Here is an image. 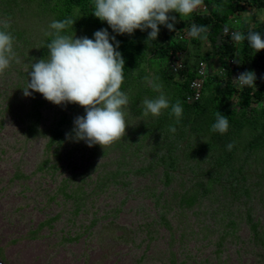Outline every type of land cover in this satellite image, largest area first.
Returning <instances> with one entry per match:
<instances>
[{"label":"rangeland","instance_id":"374dc122","mask_svg":"<svg viewBox=\"0 0 264 264\" xmlns=\"http://www.w3.org/2000/svg\"><path fill=\"white\" fill-rule=\"evenodd\" d=\"M24 1H19L18 8L27 9L25 16L18 15L20 10L8 13L0 3V18L11 17L14 36L22 37L14 45L19 63L13 61L0 75V261L170 264L173 257L175 264H264V245H257L253 233L255 225L264 232V150L246 158L248 196L235 199L224 176L212 186V193L206 198L199 196L194 208L185 209L181 195L191 185H207L208 175L216 168L205 155L185 166L186 147L195 143L194 138L177 143L172 156L179 161V168L170 185L164 166L146 153L153 148V141L145 145L148 150L132 149L122 155L118 143L126 142L124 137L131 129L151 122L149 115L132 117L128 113L126 135L116 141V147V142L105 148L99 144L89 147L66 135L74 136V120L86 115L85 108L73 111L69 103L48 101L50 106L41 111V127L51 128L61 111L69 112L73 119L66 125L64 138L54 140L49 131L45 137L28 135L33 93L25 96L23 88L31 64L39 60L51 18L39 20L34 6L24 8ZM245 15L249 23H242L241 29L254 27L255 14ZM262 15L264 12L258 18ZM206 49L204 42L190 47L187 60L197 61ZM159 66L164 69L165 63ZM149 73L153 80L157 68ZM41 98L45 99L42 94ZM52 140L56 143L50 147ZM57 149L60 159L54 156ZM244 156L240 155L241 159ZM45 162L49 163L44 166ZM53 165H58L54 173L48 170ZM150 166L154 172L146 173ZM162 218L170 226H164Z\"/></svg>","mask_w":264,"mask_h":264},{"label":"trees","instance_id":"16d2710c","mask_svg":"<svg viewBox=\"0 0 264 264\" xmlns=\"http://www.w3.org/2000/svg\"><path fill=\"white\" fill-rule=\"evenodd\" d=\"M1 1L2 2L0 3L6 5L8 13L14 14L16 10H20L18 15L22 14L24 16V12L27 10L25 7L34 6V12L39 15V20L42 19V21H47L51 18V21L47 24L48 28L46 27L48 30L47 32L52 31L49 28L52 21L63 20L70 17L76 21L73 26L74 28L69 30L71 32L70 34H75L77 38L84 36L88 37L94 29H105L106 27L109 34L115 36L116 40H120L123 43V38H125V42L123 43L124 48H122V52L120 51L125 59V81L122 84L121 90L125 92L128 91L132 97L131 101L133 102V105L130 109L132 117L142 116V103L144 99H153L160 95L158 92L153 90L150 84L148 85V82L144 81L146 80V77H150V69L158 67L161 63H166L167 70L164 71L160 67L159 72H157L152 81L162 85L161 91L169 99L170 104H174L177 100L181 102L183 113L180 117V122L177 124L176 117L169 114L170 109L164 110V112L156 118H153L152 115L149 114V117H151L150 120H152L151 122L146 124L142 123L140 126L131 129L129 134L124 137L126 142L120 141V143L124 142L122 146L120 143L116 142L114 144L115 147L118 143V151H120L122 155H125L132 149L137 150V152L148 150L149 148H146L145 145L151 144V141H153V148L146 153H148L150 158L156 157L160 164L164 166L166 183L170 185L173 181L175 171L179 168V161L172 156L176 150L177 143L194 138L195 143L193 145L188 144L186 147L187 152L185 153V166H188V163L193 162L197 157L205 155L213 162L216 169L215 172H213L214 174L212 173L208 175V177L210 176V179L212 180H208L209 184L207 182V185L205 183L191 185L187 191L181 195L180 200L182 207L185 209L194 208L198 203L199 196L202 195L206 198L210 193H212V186H214L215 183H220L224 176L227 177V186L234 198L242 194L248 196V189L244 186L246 183L243 184L244 182H247L248 177L245 175V165L247 163V159H249V154L260 153L264 150V50L256 52L250 46L248 41H244L241 43L242 48L239 51V57L242 59L243 62L241 63L244 67L247 68V66L251 64L253 68L258 69L263 74V76H261L262 74L259 75L260 77L255 81L256 86L260 84L262 85L261 89L258 91H256V86H247L242 93L238 94V92L235 91V87L231 84L230 79L227 82H221L216 79L210 81L208 79L209 83L207 84L206 92L203 95V99L205 100L203 101L202 99L201 102L197 104L188 105L185 103V96L189 92L191 82L196 78L194 72L195 69L191 66H187L186 71L180 74L179 77L181 81L179 82H176L175 78L169 72L171 63L173 60L178 58L179 53L187 52L190 46L195 47L199 44L198 41L191 43L187 41H180L181 34L184 33L187 26L196 24L208 27L213 25V35L210 38V42L213 46H215L216 36H219L222 32L220 25H227L231 16L244 10L241 6V3L244 0H204L214 12V18L216 21L212 22H210L208 18H196L193 14H190L193 19L189 20L186 19V17H180L178 13H170V15H174L176 17L174 25L175 31L169 30L164 25H160V32L157 39L149 42L146 41L151 29L146 31L137 29L131 35L127 33L121 35L113 32L106 21H101L96 16H94L96 19L92 20L88 13L89 10H87L92 6V0H25V9L18 8L20 7V0ZM18 4L19 6H16ZM248 4L254 6L257 10H264V0H251ZM23 5L24 4H22V6ZM76 25H78V27H76ZM247 31L258 32L261 34L262 38H264V25L254 30H248V28H246V32ZM247 33L244 35L247 36ZM44 37L45 43L42 44V49L39 51V59L46 58L50 54L46 45L50 42L51 37L47 36L46 33L44 34ZM21 38V35L16 36V40L18 42L21 41ZM223 49L224 52H222ZM219 52L224 58H227L233 55L234 50L232 47L226 46L220 48ZM206 60L212 61L210 57ZM222 66L230 73L227 63L223 62ZM28 79L30 80L29 75ZM173 83L175 84L173 85ZM131 86L137 93L130 91L129 88ZM32 93L31 113L28 115L30 123L27 127V131H29L28 135L30 137L39 135L41 137H45V133L49 131L54 140H62L65 136L64 133L68 130L66 125H70L73 117L69 112L61 111V116L53 123L51 128H42L41 111L46 107H49L50 103H48V100L46 101L41 98V93L34 91H32ZM237 98L239 99L237 108L242 110H237L232 104V100L234 102ZM253 103H258L259 105L263 103V106L261 107L262 109L259 110L256 108L249 111V108L252 107ZM69 105L73 111L82 107L75 103H69ZM195 105L197 106L195 107ZM218 106L221 108L219 107L218 109ZM217 111H220L222 114L225 113L224 115L227 116L228 119L229 117L231 118L229 119V129L224 134L219 132H213L214 134L211 133V126L215 123ZM233 116L235 117L233 118ZM230 120L232 121L230 122ZM170 125H174L176 127L175 133L168 131V127ZM199 129L202 132H200ZM215 136L217 137L215 138ZM210 138H214L215 140H211ZM233 141L235 142V147L229 151L226 146ZM204 142L207 144H204ZM210 142L212 143L208 144ZM55 143L56 142L52 140L50 142V147ZM214 145H217V148L220 149H215L216 146ZM209 148L213 149L211 150ZM216 150L219 154L218 152H215ZM241 152L245 154L243 159L240 157V155H242ZM133 153L136 154L135 152ZM54 156L57 159H60L59 149L55 151ZM221 159H223V162ZM48 163L49 162H45L44 166ZM57 166L58 165L50 166L48 170L53 171L54 173ZM148 172H154L152 166L148 167L146 173ZM224 172L228 173L224 174ZM213 175L218 177L215 178ZM16 177L19 178V175ZM182 187L187 188L188 186L182 185ZM157 205L160 206L159 201L157 202ZM164 208L165 206L161 209ZM79 210L77 211V214L79 213ZM161 223H163L164 226H170L166 218H162ZM253 231L255 237L254 240L258 242L257 245H264V232L259 230L258 225L253 227ZM174 261L175 258L172 257L170 264H175Z\"/></svg>","mask_w":264,"mask_h":264},{"label":"clouds","instance_id":"9594fccd","mask_svg":"<svg viewBox=\"0 0 264 264\" xmlns=\"http://www.w3.org/2000/svg\"><path fill=\"white\" fill-rule=\"evenodd\" d=\"M248 2L251 0H244L241 3L244 10L231 16L227 25H220L222 32L216 36L215 46L210 42L213 25L208 27L189 25L181 34L180 41L189 43L198 41V47L203 42L207 45L206 52L198 57L197 61L189 62L186 58L187 52H184L179 53L178 58L171 63L169 72L176 82L181 81L179 76L186 71L187 66L195 69L196 78L191 82L189 92L185 96L186 104L193 105L201 102L209 83L208 79L221 82H227L230 79L238 94L242 93L247 86H256L255 81L262 73L251 64L247 68L244 67L239 51L244 41H248L256 52L264 50V38L261 34L254 31L246 32V28L254 30L264 25V15L258 18V14L263 13L264 10H257ZM87 10L92 20H95L94 16H96L101 21H106L117 34L131 35L137 29L141 31L151 29L146 42L157 39L160 25L175 31L176 17L170 13H178L180 17H186L189 20L193 19L190 15L193 14L196 18H208L210 22L216 21L214 12L204 0H92V6ZM250 13L255 14V26L247 25L241 29L242 23H249L244 20V15ZM259 19L261 25H258ZM75 22L69 17L50 23L49 28L52 31L46 32V35L51 37L46 45L50 54L31 64V70L28 73L30 80L28 79L26 87L23 88L24 95L30 96L32 92L29 90H32L41 93L45 99L56 105L75 103L84 107L86 115L78 116L74 120L72 130L74 136L71 133L66 135L76 141H85L89 147L99 144L105 148L126 135V128L129 126L127 116L133 105L129 92L121 90L125 81V59L121 53L125 38L123 43L116 40L115 36L109 34L107 27L94 29L88 37L77 38L69 31ZM246 33L247 36L244 35ZM15 43L16 37L12 31L11 17L0 18V75L11 67L13 61L19 63L14 48ZM226 46L232 47L234 53L224 58L219 49ZM206 56L212 61H207ZM223 62L228 64L230 73L222 66ZM155 68L159 72L160 66ZM163 70H167L166 63ZM145 79L154 91L160 92V95L143 100L142 115L151 114L153 118H156L163 110L170 109L169 114L176 117L178 124L183 113L181 102L177 100L174 104H170L169 99L161 92L162 85L148 77ZM261 87V84L256 86V91ZM129 89L137 93L132 86ZM238 102V98L234 102L232 100L237 110L240 109L237 108ZM262 106L263 103L261 105L253 103L249 111L256 108L260 110ZM228 129V117L217 111L211 131L224 134ZM168 131L175 133L176 127L170 125ZM226 147L231 151L235 147V142L227 144Z\"/></svg>","mask_w":264,"mask_h":264},{"label":"bare ground","instance_id":"6f19581e","mask_svg":"<svg viewBox=\"0 0 264 264\" xmlns=\"http://www.w3.org/2000/svg\"><path fill=\"white\" fill-rule=\"evenodd\" d=\"M76 27H78V25H76ZM79 27H80V26H79ZM73 28H74V27H73ZM76 29H77V28H76ZM74 30H75V29H74ZM70 33H71V32H70ZM81 35H82V34H81ZM84 35H85V34H84ZM160 58H161V57H160ZM259 82H260V81H259ZM261 83H262V82H261ZM174 84H175V83H173V85H174ZM173 85H172V86H173ZM170 86H171V85H170ZM204 100H205V99H203V101H204ZM222 103H223V102H222ZM204 105H205V104H204ZM204 105H203V106H204ZM196 106H197V105H195V107H196ZM198 106H200V105H198ZM201 106H202V105H201ZM207 106H208V105H207ZM193 107H194V106H193ZM219 107H220V106H218L217 108L219 109ZM220 108H221V107H220ZM200 109H201V108H200ZM222 109H223V108H222ZM230 111H231V110H230ZM233 111H234V110H233ZM230 113H231V112H230ZM233 113H234V112H233ZM224 114H225V113H224ZM232 115H233V114H232ZM234 117H235V116H233V118H234ZM229 119H231V118L229 117ZM232 120H233V119H232ZM232 120H230V122H231ZM235 121H236V120H235ZM205 123H206V122H205ZM209 124H210V123H209ZM206 126H207V125H206ZM209 130H210V129H209ZM199 131H200V129H199ZM199 131H198V132H199ZM198 132H197V133H198ZM200 132H202V131H200ZM211 133L214 134L213 132H211ZM211 133H210V134H211ZM217 133H218V132H217ZM202 134H203V133H202ZM212 134H211V135H212ZM200 135H201V134H200ZM216 137H217V136H215V138H216ZM205 138H206V137H205ZM202 139H203V138H202ZM210 139H211V138H210ZM213 139H214V138H213ZM213 139H211V140H213ZM214 140H215V139H214ZM212 142H213V141H212ZM212 142H210V143H208V144H211ZM214 142H215V141H214ZM219 142H220V141H219ZM204 144H207V143L204 142ZM221 145H222V143H221ZM209 146H210V145H209ZM214 146H216V147H215V149H216V148H217V145H214ZM214 146H213V147H214ZM239 148H240V147H239ZM249 148H250V147H249ZM209 149H211V148H209ZM212 149H213V148H212ZM212 149H211V150H212ZM217 149H220V148H217ZM241 149H242V147H241ZM211 150H210V151H211ZM239 150H240V149H239ZM239 150H238V151H239ZM246 150H247V149H246ZM253 150H254V149H253ZM253 150H252V151H253ZM219 151H220V150H219ZM240 151H241V150H240ZM252 151H250V152H252ZM215 152H218V151L216 150ZM243 152H244V150H243ZM243 152H241V153L243 154ZM210 153H212V152H210ZM238 153H239V152H238ZM218 154H219V152H218ZM223 154H224V153H223ZM252 154H253V153H252ZM225 155H226V154H225ZM234 155H235V154H234ZM234 155H233V156H234ZM230 156H231V155H230ZM249 156H250V155H249ZM209 157H210V156H209ZM212 157H213V155H212ZM212 157H210V158H212ZM215 157H217V156H215ZM218 157H219V156H218ZM221 157H222V156H221ZM204 158H205V157H204ZM213 158H214V157H213ZM225 158H226V157H225ZM225 158H223V159L226 160ZM250 158H251V157H250ZM107 159H108V158H107ZM206 159H207V158H206ZM223 159H221L222 162H223ZM109 160H110V159H109ZM217 160H218V159H217ZM228 161H229V160H228ZM230 161H231V160H230ZM234 161H235V160H234ZM219 162H220V161H219ZM222 162H220V163H222ZM206 163H208V162H206ZM206 163H205V164H206ZM226 163H227V161H226ZM188 164H191V163H188ZM233 164H234V163H233ZM110 165H111V164H110ZM261 165H262V164H261ZM261 165H259V166H261ZM111 166H112V165H111ZM183 166H184V165H183ZM203 166H204V165H203ZM217 167H218V164H217ZM109 168H110V166H109ZM208 168H210V167H208ZM256 168H257V167H256ZM259 169H260V168H259ZM213 170H214V168H213ZM213 170H212V171H213ZM217 170H218V169H217ZM263 170H264V169H263ZM180 172H181V171H180ZM183 172H185V171H183ZM186 172H187V171H186ZM210 172H211V171H209V173H210ZM207 173H208V172H207ZM257 173H258V171H257ZM259 173H260V172H259ZM263 173H264V172H263ZM210 174H212V173H210ZM213 174H214V173H213ZM213 176H214L215 178L218 177V176L216 177L215 175H213ZM248 177H249V175H248ZM262 178H264V177L262 176ZM176 179H177V178H176ZM257 179L259 180L260 177H258ZM184 180H185V179H184ZM197 180H198V179H197ZM197 180H196V181H197ZM206 180H208V179H206ZM167 181H168V180H167ZM210 181H212V180L210 179ZM180 182H181V181H180ZM180 182H179V183H180ZM243 182H244V181H243ZM252 182H253V181H252ZM169 183H170V182H169ZM245 183H246V182H244L243 184H245ZM260 183H261V181H260ZM174 184H175V183H174ZM177 184H178V183H177ZM202 184H203V183H202ZM208 184H209V181H208ZM212 184H213V183H212ZM215 184H216V183H215ZM253 184H254V183H253ZM257 184H258V183H257ZM262 184H263V183H262ZM239 185H240V184H239ZM260 185H261V184H260ZM260 185H259V186H260ZM160 186H162V185H160ZM244 186H245V185H244ZM252 186H253V185H252ZM256 186H258V185H255V188H256ZM252 188H253V187H251V189H252ZM257 188H258V187H257ZM259 188H260V187H259ZM259 188H258V189H259ZM261 188H262V187H261ZM259 190H260V189H259ZM261 190H262V189H261ZM261 192H262V191H261ZM254 199H255V198H254ZM223 201H224V200H223ZM226 201H227V200H226ZM245 208H246V207H245ZM246 209H247V208H246ZM188 212H189V211H188ZM244 215H245V214H244ZM239 218H240V217H239ZM250 219H251V218H250ZM248 221H249V220H248ZM249 225H250V224H249ZM229 234H230V232H229Z\"/></svg>","mask_w":264,"mask_h":264},{"label":"water","instance_id":"95a60500","mask_svg":"<svg viewBox=\"0 0 264 264\" xmlns=\"http://www.w3.org/2000/svg\"><path fill=\"white\" fill-rule=\"evenodd\" d=\"M0 264H3V263L0 262Z\"/></svg>","mask_w":264,"mask_h":264}]
</instances>
